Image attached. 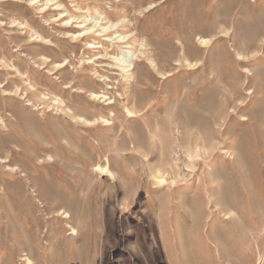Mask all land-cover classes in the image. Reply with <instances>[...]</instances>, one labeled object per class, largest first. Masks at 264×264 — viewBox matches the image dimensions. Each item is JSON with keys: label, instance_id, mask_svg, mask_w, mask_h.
Returning <instances> with one entry per match:
<instances>
[{"label": "rangeland", "instance_id": "obj_1", "mask_svg": "<svg viewBox=\"0 0 264 264\" xmlns=\"http://www.w3.org/2000/svg\"><path fill=\"white\" fill-rule=\"evenodd\" d=\"M0 264H264V0H0Z\"/></svg>", "mask_w": 264, "mask_h": 264}, {"label": "bare ground", "instance_id": "obj_2", "mask_svg": "<svg viewBox=\"0 0 264 264\" xmlns=\"http://www.w3.org/2000/svg\"><path fill=\"white\" fill-rule=\"evenodd\" d=\"M64 17V14H62L61 15V18H63ZM74 18H76V16H70L67 20H66V24H68L71 20H73L72 22H75L74 21ZM80 17H77L76 18V20H78ZM85 18V17H84ZM87 19V18H86ZM90 20V19H89ZM85 21H88V19L87 20H85V19H82V23L83 22H85ZM90 24V23H89ZM88 24V25H89ZM93 24H95V23H93ZM92 24V25H93ZM88 25H86L87 27H88ZM97 25V24H96ZM94 26L95 25H93V26H91L88 30H86V31H92V29L94 28ZM100 26V25H99ZM109 26H112V25H110L109 24ZM102 28V27H101ZM105 28V27H104ZM103 28V30L105 31V29ZM106 29H108V28H106ZM98 30H100V29H98ZM96 32V31H95ZM101 32H103V31H100V33ZM99 33V32H98ZM73 36V35H72ZM81 36V34L79 33V34H76V35H74L73 37H75V38H78V37H80ZM112 37H114V36H112ZM125 37V36H124ZM117 38V37H116ZM121 38V37H120ZM120 38H118V39H120ZM117 39V40H118ZM124 39V38H123ZM115 40V39H114ZM111 46V45H110ZM124 47V46H123ZM88 48H97L95 45H94V43L92 42H90V43H88ZM124 51V50H123ZM129 51V50H128ZM107 52V51H106ZM121 53V52H120ZM126 53V52H125ZM128 53V52H127ZM129 53H131V52H129ZM108 55V53H105V54H102L101 56H99V57H101V58H104V57H106ZM119 56H121V55H119ZM110 57L115 61V63H117V66H118V68H119V70H120V73H119V75H120V78H121V80L122 81H125L126 83H129V80L132 78V73H131V71L128 69V66L127 65H123V62H121V59H118L117 57H115L114 55H110ZM121 58V57H120ZM56 65V64H55ZM131 65V64H130ZM104 80V79H103ZM94 97H96L97 98V96H94ZM102 98V97H101ZM98 99H100V98H98ZM108 100H110V98L108 99ZM107 104V103H106Z\"/></svg>", "mask_w": 264, "mask_h": 264}]
</instances>
